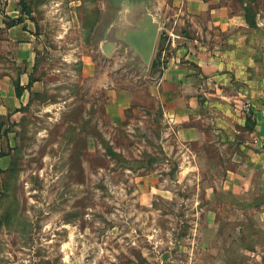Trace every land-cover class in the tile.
I'll return each instance as SVG.
<instances>
[{
  "label": "rangeland",
  "instance_id": "rangeland-1",
  "mask_svg": "<svg viewBox=\"0 0 264 264\" xmlns=\"http://www.w3.org/2000/svg\"><path fill=\"white\" fill-rule=\"evenodd\" d=\"M17 3L35 29L40 82L1 135L11 164L0 264L253 263L251 245L264 242L249 218L257 189L240 196L224 182L245 170L236 152L253 147L259 104L215 99L212 111L169 119L152 94L179 45L169 1L149 0L162 23L148 72L101 53L109 0Z\"/></svg>",
  "mask_w": 264,
  "mask_h": 264
},
{
  "label": "crops",
  "instance_id": "crops-1",
  "mask_svg": "<svg viewBox=\"0 0 264 264\" xmlns=\"http://www.w3.org/2000/svg\"><path fill=\"white\" fill-rule=\"evenodd\" d=\"M153 1H157L154 5L159 9L167 6L162 0ZM166 1L175 9L177 19L173 22L178 29L169 32L177 35L179 45L163 64L152 94L169 119L179 122L193 114L202 115L203 110H214L209 105L215 99L231 102L246 112L252 103L259 104L254 111L257 137L251 141L253 147L245 148L250 144L245 141L244 153L236 152L235 161L245 170L230 174L224 183L225 189L240 196L257 189L259 203L249 209V218L264 235V84L258 80H264V0ZM17 2L0 0V194L11 164L1 135L6 134L9 122L22 116L20 110L26 106L30 90L40 82L35 77V29L23 19ZM245 5L255 9V28L246 21ZM17 20L20 22H11ZM238 85L245 90H236L234 86ZM248 88L255 89L256 94L251 97ZM251 246L258 252L250 264H264V242L259 240Z\"/></svg>",
  "mask_w": 264,
  "mask_h": 264
},
{
  "label": "water",
  "instance_id": "water-1",
  "mask_svg": "<svg viewBox=\"0 0 264 264\" xmlns=\"http://www.w3.org/2000/svg\"><path fill=\"white\" fill-rule=\"evenodd\" d=\"M117 10L101 33L99 49L110 57L120 51L132 65L148 72L161 20L150 10L149 0H109Z\"/></svg>",
  "mask_w": 264,
  "mask_h": 264
},
{
  "label": "trees",
  "instance_id": "trees-1",
  "mask_svg": "<svg viewBox=\"0 0 264 264\" xmlns=\"http://www.w3.org/2000/svg\"><path fill=\"white\" fill-rule=\"evenodd\" d=\"M243 9L245 11V18H246L247 23L249 24L251 28H255V9L249 5H245ZM11 22L19 23L20 21L17 20V21H11ZM17 94H19V91H17Z\"/></svg>",
  "mask_w": 264,
  "mask_h": 264
}]
</instances>
